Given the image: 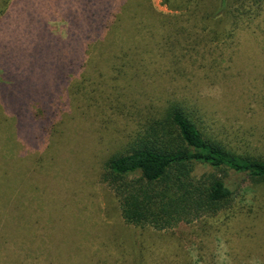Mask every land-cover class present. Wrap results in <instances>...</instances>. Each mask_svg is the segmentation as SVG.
Returning a JSON list of instances; mask_svg holds the SVG:
<instances>
[{"label": "rangeland", "instance_id": "rangeland-1", "mask_svg": "<svg viewBox=\"0 0 264 264\" xmlns=\"http://www.w3.org/2000/svg\"><path fill=\"white\" fill-rule=\"evenodd\" d=\"M107 1L12 0L0 19V49L49 106L46 130L32 100L0 128V264H264V189L245 176L231 172L230 210L163 232L126 224L102 181L104 163L172 104L239 152L264 156V0L237 4V28L218 39L200 14L134 0L131 31L114 46L132 56L114 63L90 44L99 32L87 20ZM44 45L53 59L40 55ZM57 50L67 57L55 64Z\"/></svg>", "mask_w": 264, "mask_h": 264}, {"label": "trees", "instance_id": "trees-1", "mask_svg": "<svg viewBox=\"0 0 264 264\" xmlns=\"http://www.w3.org/2000/svg\"><path fill=\"white\" fill-rule=\"evenodd\" d=\"M11 2L0 0V19ZM164 2L171 12L190 16L200 14L203 32L223 38L237 28V13L241 12L237 4H245V0H215L212 4H208V0ZM102 8L87 18L95 31L99 32L93 35L90 44L102 55L104 51H111L113 63L122 61L132 53L128 55V49L123 56H119L114 46L122 43L123 32L131 31L130 26H124L125 19L139 10H136L134 0H108ZM228 22L233 25L231 31L222 30ZM58 25L61 26L60 23ZM56 46H59L57 41ZM123 50L121 48V52ZM40 53L42 57L51 56L53 59L52 52H46L45 45ZM65 57L64 52L57 50L53 63ZM19 63L14 60L13 53L0 49V112L4 114L0 118V128L4 132L11 128V119L18 121L20 105L27 104V100L33 101L31 110L37 111L34 119L40 128H45L42 125L43 116L48 117L46 112L49 106L43 107L40 101L42 93L27 85L32 78L25 74L28 70L19 72ZM30 72L31 75L36 73L33 66ZM76 87L73 86V91ZM5 103L7 106H4ZM35 107L39 110H35ZM200 165L210 170L199 177L196 171ZM103 171L102 181L113 190L125 223L160 232L230 210L238 195L237 190L228 185L231 172L245 176L254 186L264 189V156L255 152H239L208 132L181 104H172L162 118L150 121L138 138L129 144V152L111 156L104 163Z\"/></svg>", "mask_w": 264, "mask_h": 264}]
</instances>
